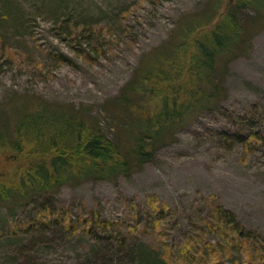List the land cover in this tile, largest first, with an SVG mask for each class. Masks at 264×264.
Returning <instances> with one entry per match:
<instances>
[{"label": "rangeland", "instance_id": "obj_1", "mask_svg": "<svg viewBox=\"0 0 264 264\" xmlns=\"http://www.w3.org/2000/svg\"><path fill=\"white\" fill-rule=\"evenodd\" d=\"M203 2L0 0V121L13 115L14 102L5 109L11 101L28 96L92 107L110 135L109 123L99 112L102 103L118 94L143 55L168 38L177 19ZM75 23L94 27L95 40L77 29L73 33L69 25ZM224 84L227 95L216 111L181 129L176 141L132 175L115 182L63 185L51 199L37 197L26 207L0 205V264H113L102 257L105 247L94 246L88 236L71 235L52 224L37 226L32 219L43 203L65 209L71 220L80 212L95 211L110 221L127 222V199L136 198L140 206L154 196L176 210L181 228H186V217L207 207L201 199L213 196L211 201L264 235V146L248 142L247 148L220 137L248 130L264 136V28L254 36L247 56L230 61ZM23 103L17 99L15 106ZM11 157L0 152V177L11 172ZM31 223L35 228H27ZM178 231L171 228L158 239L170 243Z\"/></svg>", "mask_w": 264, "mask_h": 264}, {"label": "trees", "instance_id": "obj_2", "mask_svg": "<svg viewBox=\"0 0 264 264\" xmlns=\"http://www.w3.org/2000/svg\"><path fill=\"white\" fill-rule=\"evenodd\" d=\"M69 28L96 38L92 26L75 23ZM262 28L264 0H204L182 14L168 38L143 55L118 94L102 103L99 112L110 135L92 107L15 98L5 108L9 111L14 102L12 118L0 121V152L13 155L11 172L0 177V205L17 209L37 197L51 199L63 185L115 182L154 161L181 129L218 109L227 95L228 64L251 52ZM17 99L24 103L16 107ZM220 137L247 148L248 142L264 146V136L252 130ZM210 197L201 199L207 207L200 213L186 217V228H181L178 212L154 196L140 206L136 198L127 199V222L110 221L95 211L71 220L65 209L47 203L32 220L37 226L52 224L68 234L88 236L94 246L105 247L102 257L113 264L115 259L118 264H264V235ZM31 224L27 228H35ZM174 227L177 239L167 244L158 239ZM9 233L15 234L14 227Z\"/></svg>", "mask_w": 264, "mask_h": 264}]
</instances>
